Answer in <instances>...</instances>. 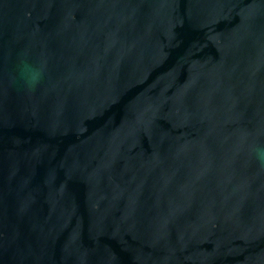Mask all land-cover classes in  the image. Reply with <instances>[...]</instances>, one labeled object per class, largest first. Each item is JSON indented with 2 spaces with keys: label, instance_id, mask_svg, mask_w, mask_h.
Listing matches in <instances>:
<instances>
[{
  "label": "water",
  "instance_id": "1",
  "mask_svg": "<svg viewBox=\"0 0 264 264\" xmlns=\"http://www.w3.org/2000/svg\"><path fill=\"white\" fill-rule=\"evenodd\" d=\"M259 151L264 0H0V264H264Z\"/></svg>",
  "mask_w": 264,
  "mask_h": 264
},
{
  "label": "clouds",
  "instance_id": "2",
  "mask_svg": "<svg viewBox=\"0 0 264 264\" xmlns=\"http://www.w3.org/2000/svg\"><path fill=\"white\" fill-rule=\"evenodd\" d=\"M21 77L29 88H34L41 78V72L34 69L30 64L25 63L22 68ZM257 159L264 165V151L257 153Z\"/></svg>",
  "mask_w": 264,
  "mask_h": 264
}]
</instances>
